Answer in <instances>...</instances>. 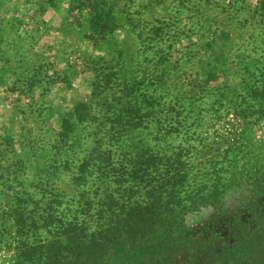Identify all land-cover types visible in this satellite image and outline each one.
<instances>
[{
  "label": "rangeland",
  "instance_id": "374dc122",
  "mask_svg": "<svg viewBox=\"0 0 264 264\" xmlns=\"http://www.w3.org/2000/svg\"><path fill=\"white\" fill-rule=\"evenodd\" d=\"M131 104L138 128L118 119ZM97 150L230 183L219 217L187 224L233 238L226 264H264V0H0V264L96 207L75 179Z\"/></svg>",
  "mask_w": 264,
  "mask_h": 264
},
{
  "label": "trees",
  "instance_id": "16d2710c",
  "mask_svg": "<svg viewBox=\"0 0 264 264\" xmlns=\"http://www.w3.org/2000/svg\"><path fill=\"white\" fill-rule=\"evenodd\" d=\"M141 110L137 104L123 109L122 126H141ZM188 173L176 153L141 150L126 167L99 150L84 157L75 180L85 185L94 178L96 207L85 201L87 211H66L71 216L54 226L51 240L28 248L21 264H226L233 250L227 239L209 227L206 236H195L187 220L202 210L219 217L231 185L191 186ZM111 182L116 194L108 186L101 190Z\"/></svg>",
  "mask_w": 264,
  "mask_h": 264
},
{
  "label": "flooded vegetation",
  "instance_id": "af4514ba",
  "mask_svg": "<svg viewBox=\"0 0 264 264\" xmlns=\"http://www.w3.org/2000/svg\"><path fill=\"white\" fill-rule=\"evenodd\" d=\"M231 230V229H230ZM233 234V233H232ZM233 237H235V233L233 234ZM223 239H225V241H226V238L225 237H223ZM227 242H228V244H229V247H231V250L233 249V246H234V244H233V238L230 240V239H228L227 238ZM232 252V251H231ZM229 256H231V253H229Z\"/></svg>",
  "mask_w": 264,
  "mask_h": 264
}]
</instances>
